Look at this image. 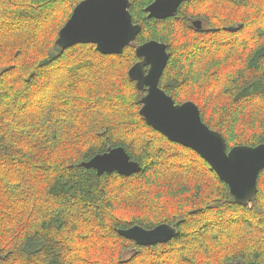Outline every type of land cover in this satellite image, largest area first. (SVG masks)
<instances>
[{
  "label": "trees",
  "instance_id": "trees-1",
  "mask_svg": "<svg viewBox=\"0 0 264 264\" xmlns=\"http://www.w3.org/2000/svg\"><path fill=\"white\" fill-rule=\"evenodd\" d=\"M81 1L0 0V264H264V170L238 205L200 155L146 123L147 91L129 77L138 45L165 43L160 87L196 103L228 151L264 144V0H189L164 20L148 18L155 0H130L142 30L121 55L56 45ZM115 147L142 170L82 165ZM163 223L177 228L167 243L119 234Z\"/></svg>",
  "mask_w": 264,
  "mask_h": 264
},
{
  "label": "water",
  "instance_id": "water-1",
  "mask_svg": "<svg viewBox=\"0 0 264 264\" xmlns=\"http://www.w3.org/2000/svg\"><path fill=\"white\" fill-rule=\"evenodd\" d=\"M189 0H167V7L153 11L155 0L146 8L148 18L164 20L178 13L179 7ZM130 0H83L75 8L67 23L60 30L56 45L67 50L79 44L95 45L103 55H121L124 50L135 43L141 33V26L135 24L130 13ZM124 17L131 30L127 33L130 39L122 44L101 47L90 39V24L100 16L115 18L118 14ZM196 29H201L202 21L193 22ZM240 27H230L228 31H238ZM70 30L71 35L66 36ZM151 52L150 62H145L142 54ZM136 55L140 59L129 70V77L136 82L140 91H147L142 98L141 116L146 123L169 141L189 148L200 155L225 182L238 205L253 202L258 193V177L264 170V144L255 147L236 146L228 151L225 138L221 133L211 129L204 123L200 108L193 101L177 104L172 96L161 87L160 81L169 61V53L165 43L151 40L136 47ZM150 103H145L149 101ZM232 158L228 166L222 164V158ZM116 161V163H113ZM92 168L98 175L118 173L121 176H132L142 170L139 162L131 159L124 147L109 148L82 164ZM126 239L135 241L140 246H152L167 243L177 236V228L163 223L153 229H145L136 225L119 230ZM234 264H243L236 262Z\"/></svg>",
  "mask_w": 264,
  "mask_h": 264
},
{
  "label": "snow or ice",
  "instance_id": "snow-or-ice-1",
  "mask_svg": "<svg viewBox=\"0 0 264 264\" xmlns=\"http://www.w3.org/2000/svg\"><path fill=\"white\" fill-rule=\"evenodd\" d=\"M163 7H167V0H157L153 6V11H160ZM91 36L90 39L94 40L102 48L108 45L122 44L127 42V39L131 37L127 33L131 30L130 25L126 23L121 13L117 17L100 16L93 20L90 24ZM70 30L66 33V36H70ZM145 56V62H150L151 52L145 50L142 53ZM145 103H150L145 101ZM222 164L228 166L232 163V158H222ZM116 163V161H113Z\"/></svg>",
  "mask_w": 264,
  "mask_h": 264
},
{
  "label": "bare ground",
  "instance_id": "bare-ground-1",
  "mask_svg": "<svg viewBox=\"0 0 264 264\" xmlns=\"http://www.w3.org/2000/svg\"><path fill=\"white\" fill-rule=\"evenodd\" d=\"M127 177H130V176H127ZM120 230H122V229H120Z\"/></svg>",
  "mask_w": 264,
  "mask_h": 264
},
{
  "label": "flooded vegetation",
  "instance_id": "flooded-vegetation-1",
  "mask_svg": "<svg viewBox=\"0 0 264 264\" xmlns=\"http://www.w3.org/2000/svg\"><path fill=\"white\" fill-rule=\"evenodd\" d=\"M196 21V20H195Z\"/></svg>",
  "mask_w": 264,
  "mask_h": 264
}]
</instances>
